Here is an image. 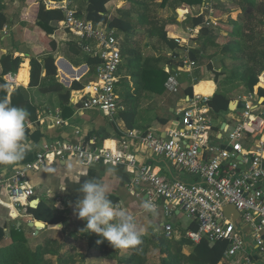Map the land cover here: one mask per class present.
Masks as SVG:
<instances>
[{
    "label": "built area",
    "instance_id": "obj_1",
    "mask_svg": "<svg viewBox=\"0 0 264 264\" xmlns=\"http://www.w3.org/2000/svg\"><path fill=\"white\" fill-rule=\"evenodd\" d=\"M49 10H60L63 20L59 27L75 38L76 47L83 53L100 60L96 67L95 78L79 91L77 103L81 110H95L110 121H115L119 97L115 92L118 72L122 65L119 38L112 29L95 25L77 15L76 0H40ZM202 26L216 25L214 9L205 1ZM202 26L188 28L186 39L167 34L181 46L169 52L178 64L174 77L186 74L193 82L195 61L188 56L191 40L196 38ZM163 70L170 74V65ZM264 90V70L258 76V83L252 93L242 98L245 108L235 126L229 131L226 148L211 142L212 119L203 104L209 97L192 93L186 96V106L180 110V123L169 129L165 137L147 131L143 134H129L119 141V147H94L68 141H46L40 146L33 161L20 165L10 175L0 172V193L4 191L7 201L0 204L13 210L26 209L35 196L27 175L41 168L53 159H76L83 166L98 164L125 166L133 175V183L140 189L144 199L155 205L162 201L166 214L171 215L181 209L188 218L197 223V230H189L187 238L199 243L206 238L210 243L227 241L228 247L223 261L232 264H260L253 256L264 257V97L258 90ZM57 125L63 124L60 114L55 116ZM129 138L137 145L156 156L163 157L168 163L192 177V182L177 178H166L155 173L148 165L139 164L130 150ZM247 140L254 142L248 148ZM233 205L240 213V221L249 228L251 246L236 232L235 224L225 217L223 209ZM166 237L173 236L170 224H164ZM6 231V230H5Z\"/></svg>",
    "mask_w": 264,
    "mask_h": 264
},
{
    "label": "trees",
    "instance_id": "obj_2",
    "mask_svg": "<svg viewBox=\"0 0 264 264\" xmlns=\"http://www.w3.org/2000/svg\"><path fill=\"white\" fill-rule=\"evenodd\" d=\"M118 1L122 5L112 10ZM159 1V0H158ZM172 0H161L159 8L166 7ZM187 7L201 6L204 0H174ZM230 1L234 5L229 11H222L220 16L215 13L216 18L226 16V21H217L216 25L210 27L202 26L204 15L202 13L191 19V27L202 26L196 38L191 40V49L188 56L196 64L202 63L204 58L210 61L207 70L213 74V81L219 88L203 104L208 108L209 116L212 119L211 142H217L221 147L226 148V143L222 139H217L216 135L221 132L220 125L215 124L220 121L223 115L229 113L228 105L233 100L230 94L234 88L243 87L247 93H252L258 83V76L264 70V0H214ZM40 2V1H39ZM153 0H76V12L79 17L93 22L95 25L105 26L115 31L119 38L122 55V65L118 72V81L115 85V92L119 97V105L122 107L116 118L124 122L125 128H134V122L138 114L141 99L144 96L160 94L168 91V86L174 80L179 81V77H174L178 66L170 57L169 52L179 50L180 45L168 37V21H162L153 13ZM38 25L47 35H51L59 27V22L63 20L60 10L46 9L40 2L38 7ZM174 22L177 23L176 18ZM6 23V18L0 6V30ZM223 33L222 43L216 34V29ZM141 35L147 40L143 44ZM124 37V38H123ZM149 40H156L163 45L164 50L159 51L156 56L145 54V49L149 47ZM72 52L81 55V64L88 67V72L81 81H73L69 88L63 86L58 79V70L55 65L53 54H48L42 58L29 56L30 77L28 89H36L41 95H51L57 97L59 104L63 107V117L69 115L67 105L69 104L72 91H81L84 85L95 78L96 67L100 60L91 57L76 47L75 42H71ZM54 51V47H52ZM212 50L211 52H208ZM221 56L233 63H241L230 71L228 80L221 82L219 78L225 76L226 67L224 60L221 68H215L212 59ZM22 63V57H14L12 54L3 55L0 58V100H9L13 106L23 107L29 113L26 121L35 123L38 107L30 99L28 89L17 87L11 89L4 81V76L16 74ZM72 66L77 62L70 61ZM165 65H170L171 73L166 74L163 70ZM60 72V70H59ZM61 73V72H60ZM186 75V74H185ZM187 76V75H186ZM197 83L201 76L197 71L193 73ZM234 78L237 84L234 87ZM190 85L183 91V95L192 97L191 85L194 84L191 78ZM180 82V81H179ZM231 84V85H230ZM258 96L264 97V90H258ZM114 122V121H110ZM113 124V123H111ZM26 137H30L35 142H39L42 134L35 130L29 131L26 128ZM27 162L33 161L30 155ZM264 189V181L262 183ZM27 212L36 220L47 224L64 223L65 213L40 203L37 208L27 207ZM26 225V224H25ZM24 228L11 226L9 231L6 226L0 225V264H77L81 256L76 253L74 247H68L65 243H60L57 239H46L43 243L32 248L26 238ZM236 232L241 235L244 241L250 245V235L248 229L242 222L235 225ZM189 230H197V223L194 221ZM10 240L7 242L6 237ZM101 237L87 238V244L100 252L102 255H114L120 253L123 248H112L107 241L97 243ZM190 246L189 255L184 254L183 247ZM228 247L227 241H216L210 243L203 238L199 243H192L183 232L179 239L166 237L165 232L158 235L142 237V243L136 247L124 248L130 252L124 258L118 260V264H149V257L155 255L158 261L154 264H230L223 261V256ZM253 258L261 260L258 254Z\"/></svg>",
    "mask_w": 264,
    "mask_h": 264
},
{
    "label": "crops",
    "instance_id": "obj_3",
    "mask_svg": "<svg viewBox=\"0 0 264 264\" xmlns=\"http://www.w3.org/2000/svg\"><path fill=\"white\" fill-rule=\"evenodd\" d=\"M39 1L0 0L2 13L6 18V23L0 30V58L7 54H12L14 57H22L18 72L16 74H8L3 78L11 89L17 87L28 89L30 77L29 56L42 58L48 54H53L55 62L63 59L70 63L71 60H74L69 57L73 53L71 41H75L71 34L58 27L51 35H47L38 25L37 14L39 3L41 2ZM122 3L118 1L115 4L112 15H115V10ZM221 18L215 19L219 21ZM176 20L178 21L177 18ZM168 33L183 39L188 37L174 34L172 31ZM52 47H54V51ZM56 67L58 79L62 84L67 80H70L72 84L75 80L73 78H79L80 68L76 69L72 66L76 74L73 76L71 73L64 71L60 65H56ZM205 80H211L214 83L213 79L201 77L197 83L193 82L194 84L191 85L192 93L199 91L211 97L218 91L219 88L215 83L214 92L206 93L203 88L201 89L200 85ZM179 81L177 80L173 86L170 84L168 86L169 90L164 93L152 94V101H148L149 95L141 99L134 128L131 130L126 129L124 122L119 118H115L114 122H110L106 116L98 111L81 110L80 105L76 102L79 91L71 92L69 104L67 105L70 113L65 118L63 117V107L59 104L57 97L41 95L36 89H28L30 99L38 107V112L35 123L27 122L26 128L31 132L39 131L42 134V138L39 142H35L30 137H27L25 143L31 146V150L27 153L25 159L14 165H0V172L6 176L12 174L20 165L28 163L26 160L30 159V155L35 158L41 144L46 141L60 140L92 145L98 148L103 146L116 148L119 147V141L126 137L129 132L143 134L150 131L157 136L165 137L169 129L176 128L179 125L181 119L179 112L186 106L184 102L186 97L183 95V91L190 85V80L185 74H182ZM64 86L69 88L71 85L66 86L64 84ZM242 98L237 100L242 101ZM146 101L148 102L146 103ZM58 113L63 121L61 125H57L55 121V116ZM240 114L241 109L229 111V113L223 115L220 121L215 122V124L220 125V128L224 123L226 124L225 130H220L221 132L216 135L218 140L222 139L226 143L228 133L235 126ZM128 141L130 150L134 153L139 164H146L158 175L169 179L177 178L184 182H192L194 180L177 168L172 167L163 157L156 156L147 149L137 145L133 138H129ZM253 144L252 140L245 142L248 148L252 147ZM109 169L112 171L110 172ZM98 177H103L106 182L111 183L112 190L109 192V198L114 204L118 207H126L129 211L135 213L138 223L145 229L143 236L161 234L164 232L163 225L170 224L173 228V236L175 239H179L183 232L187 233L189 231V227L194 222L181 209L175 208L171 215H167L166 206L162 201L157 202L153 212L140 209L139 204L144 197L140 195V189L134 185L133 175L123 165L109 166L98 164L87 167L76 159H53L38 170L28 173L27 179L35 191V196L30 201V205L34 201H38V205L40 203H45L48 206L53 205L54 208L65 213L64 223L47 224L40 221L44 224V228L35 232L28 226V222L36 219L27 212V208L16 211L0 204V225L6 226V231L8 232L11 226L15 225L24 228L26 224L25 226L29 228L28 230L25 229L28 243H43L46 239H57L60 243H65L67 248L70 246L74 247L76 253L81 256L77 264H118V260L124 258V255L130 251L123 248L118 255L104 256L97 250L90 248L87 244V238L99 236L88 234L86 231L82 232L86 222L78 219L73 213L74 202L80 198L79 187L85 180ZM78 180L79 182H77ZM0 199L7 201V195L4 191L0 193ZM228 219L230 220V218ZM240 222L239 219L236 225L240 224ZM245 227L248 229L249 236L250 230L247 226ZM9 240L10 238L7 236L6 241L8 242ZM183 252L189 255L191 247H183ZM148 263L154 264V260L149 257ZM258 263L264 264V257ZM122 264L125 263L122 262Z\"/></svg>",
    "mask_w": 264,
    "mask_h": 264
},
{
    "label": "clouds",
    "instance_id": "obj_4",
    "mask_svg": "<svg viewBox=\"0 0 264 264\" xmlns=\"http://www.w3.org/2000/svg\"><path fill=\"white\" fill-rule=\"evenodd\" d=\"M28 117L25 108L13 106L9 100H0V165H14L25 159L31 150L25 143ZM111 190V183L103 177L87 179L79 187L80 198L74 202L73 213L86 222L82 232L101 237L97 243L107 241L113 249L139 246L145 229L138 223L135 213L114 204L109 198ZM139 208L153 212L155 205L150 199H142Z\"/></svg>",
    "mask_w": 264,
    "mask_h": 264
},
{
    "label": "rangeland",
    "instance_id": "obj_5",
    "mask_svg": "<svg viewBox=\"0 0 264 264\" xmlns=\"http://www.w3.org/2000/svg\"><path fill=\"white\" fill-rule=\"evenodd\" d=\"M155 3L152 6V10L153 13L156 14L157 17H159L162 21H168L169 26L167 27L168 32L172 31L174 34H179L183 37H186L189 35L188 32V28L191 27V19L195 16H197L198 14L202 13V9L200 6H194V7H187V5L185 4H181L177 1H169L166 5V7L164 8H159L158 4L161 2V0H153ZM206 4H211L213 6V9L215 10L214 12L220 16V14L222 13V11H226V10H230L234 7V5H231L230 1H214V0H204ZM177 18L178 21L177 23L174 22V19ZM216 18V16H215ZM227 18L226 16H222L221 20L219 21H226ZM173 24V25H170ZM171 26V27H170ZM213 28H215L213 26ZM214 31H216L217 36L219 37L217 39V41L219 43H222V36L223 33H221L220 31L216 29H213ZM124 38V37H123ZM141 39L143 40V36L141 35ZM147 41L145 38L143 40V44L144 42ZM72 42V41H71ZM149 47H147V49H145V54L149 55V56H156L159 54V51L164 50L163 45L159 44L156 40H149ZM64 49H66L64 47ZM212 50L208 51L211 52ZM83 54V53H82ZM70 58L74 59L77 63V65L74 66V68H80L82 65L85 64H81V55H75L74 53H72V56H69ZM68 57V58H69ZM73 60V62H75ZM222 60H224V65L226 67V74L225 76H221L219 78V80L221 82L223 81H228V77L230 76V71L232 69H235L236 67H238L239 65H241V63H233L231 61H229L228 59H223L221 56H217L215 58L212 59V62L215 66V68H221V66L223 65ZM210 60L208 58H204L202 60V63L196 64V67L193 70V73H195V71H197V74H199V76L205 78V79H213L214 76L212 73H210L207 70V64ZM88 70H86L83 75H81V78L78 81H81L85 75L87 74ZM188 77V76H187ZM194 78H196L195 76H193ZM189 78V77H188ZM173 83L176 84V80L173 79L172 81ZM62 84V82H60ZM232 85L237 84V80L236 78H234L233 82L231 83ZM230 84V85H231ZM64 86V84H62ZM200 88L204 89V91L206 93H210V92H214L215 90V85L211 80H205L201 85ZM248 93L245 91V89L243 87H239V88H234L230 94V97L233 98L232 101L237 100L238 98H242L245 97ZM149 100L148 101H152L153 97L152 95H149ZM146 101V103L148 102ZM151 104H153L151 102ZM37 244L39 243H29V245L34 248ZM151 258L154 260V263L158 261L157 256L153 255L151 256Z\"/></svg>",
    "mask_w": 264,
    "mask_h": 264
},
{
    "label": "water",
    "instance_id": "obj_6",
    "mask_svg": "<svg viewBox=\"0 0 264 264\" xmlns=\"http://www.w3.org/2000/svg\"><path fill=\"white\" fill-rule=\"evenodd\" d=\"M55 65L59 66L61 65L62 68L64 69V71L68 72V73H71L73 76H75V69L72 67V65L67 62L66 60H57L55 62ZM87 70V65H82L80 67V72L78 73V77L80 78L81 75ZM79 78H73V79H79ZM74 80V81H75ZM66 86H70L71 85V81L70 80H67L65 83H64ZM245 108V104L243 101H239V100H234V101H230L229 102V105H228V109L229 111H235V110H242ZM225 127H226V124L224 123L220 130L221 131H224L225 130ZM38 201H34L31 203L30 207L31 208H35L37 205H38ZM223 212H224V215L226 218H230V221L233 223V224H237L238 223V220L240 219V213L236 210V208L233 206V205H227L224 207L223 209ZM28 226L30 228H32L35 232H38L40 230H42L44 228V224L38 220H33V221H29L28 222Z\"/></svg>",
    "mask_w": 264,
    "mask_h": 264
},
{
    "label": "bare ground",
    "instance_id": "obj_7",
    "mask_svg": "<svg viewBox=\"0 0 264 264\" xmlns=\"http://www.w3.org/2000/svg\"><path fill=\"white\" fill-rule=\"evenodd\" d=\"M61 66V65H60ZM62 67V66H61ZM195 94L201 95L203 97H209L208 95H205L204 93H200L199 91L194 92Z\"/></svg>",
    "mask_w": 264,
    "mask_h": 264
}]
</instances>
